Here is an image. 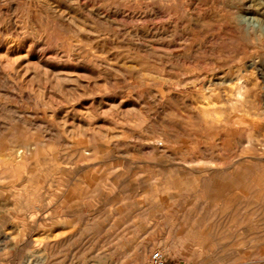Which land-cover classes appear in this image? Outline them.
<instances>
[{
    "label": "rangeland",
    "instance_id": "obj_1",
    "mask_svg": "<svg viewBox=\"0 0 264 264\" xmlns=\"http://www.w3.org/2000/svg\"><path fill=\"white\" fill-rule=\"evenodd\" d=\"M264 264V0H0V264Z\"/></svg>",
    "mask_w": 264,
    "mask_h": 264
},
{
    "label": "built area",
    "instance_id": "obj_2",
    "mask_svg": "<svg viewBox=\"0 0 264 264\" xmlns=\"http://www.w3.org/2000/svg\"><path fill=\"white\" fill-rule=\"evenodd\" d=\"M167 259L163 250L155 249L148 257L146 264H166Z\"/></svg>",
    "mask_w": 264,
    "mask_h": 264
}]
</instances>
